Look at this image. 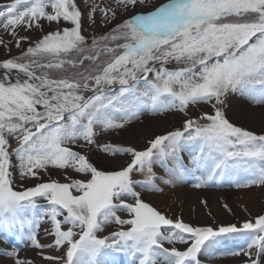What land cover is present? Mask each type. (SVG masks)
I'll return each mask as SVG.
<instances>
[{
    "label": "snow or ice",
    "instance_id": "obj_1",
    "mask_svg": "<svg viewBox=\"0 0 264 264\" xmlns=\"http://www.w3.org/2000/svg\"><path fill=\"white\" fill-rule=\"evenodd\" d=\"M115 5L93 4L89 19L97 10L105 24L125 18L89 39L74 0L0 4V29L18 48L28 40L18 28L43 30L42 20L71 25L0 61V241L11 245L0 248V258L33 264L19 255L23 245L61 250L43 257L58 264H202L204 255L264 264V214L194 226L142 198L162 191L154 165L166 173L164 184L264 186V134L231 123L224 112L237 96L264 106V0ZM203 105L211 107L189 116L191 106ZM171 112L188 117L182 128L142 149L107 143L98 146L104 155L91 151L99 137L130 129L145 114ZM51 170L64 182L52 179ZM17 175L38 182L17 187ZM45 224L53 237L47 246L38 238ZM113 224L117 231L98 235ZM237 239L243 244L227 247Z\"/></svg>",
    "mask_w": 264,
    "mask_h": 264
},
{
    "label": "rangeland",
    "instance_id": "obj_2",
    "mask_svg": "<svg viewBox=\"0 0 264 264\" xmlns=\"http://www.w3.org/2000/svg\"><path fill=\"white\" fill-rule=\"evenodd\" d=\"M10 0H0V4L9 3ZM79 10L82 13V25L84 28L83 34L89 39L93 35H100L107 32L114 24L122 22L125 16H118L117 20L112 21L111 24H105L101 19V13L97 10L92 14V19H89V13L91 12L93 4L98 5L101 8L115 7V0H74ZM155 3L162 2V0H153ZM139 10V9H137ZM50 11V9H49ZM93 20L95 21L93 23ZM43 25V30L39 27L33 26L31 29L25 30L22 27L17 29L18 36L28 37L27 41H22L18 48L15 43V38L0 29V61L10 56H18L23 49H26L30 43L42 38L44 34L51 31L63 30L65 27H71L63 21L59 24L56 22L48 23L47 21H40ZM18 38V37H17ZM170 68L174 65H169ZM253 106L247 99L243 97H233L224 109L226 118L237 126L244 127L248 130L254 131L257 134H264L262 121L257 118L259 114H244L243 106ZM260 106V105H259ZM210 105L203 106H191L189 108V116L193 119L197 118L205 111L210 109ZM183 113L171 112L159 116L152 114H145L141 117V120L133 122L130 129H126L119 133H108L97 139V144L90 146L91 151L98 155H104L99 152L98 146H103L107 143L118 144L121 146H135L138 149H142L148 143V141L157 135H164L167 132L181 129L183 122L187 119ZM12 146H15V141L10 140ZM81 151H88L83 149ZM14 159V158H13ZM119 163H123L125 157H117ZM187 163V158H185ZM153 172L155 173L154 183L162 189L157 192H143L142 198L145 202L149 203L152 207L159 210L167 218L170 219H182L185 223L194 226H212L218 227L227 224H239L245 220L253 219L264 214V186H253L251 188H235L230 186L228 190L231 191V196H224L226 191L218 190L215 197H204L205 189L195 188L192 183H178L175 185L164 184L162 180L168 179L164 170L158 165L153 166ZM48 174H43L42 179L47 181ZM51 178L64 182V177L58 170H51ZM134 179L144 180L145 174L135 173ZM17 187L23 184L25 187L32 186L38 181L34 179L20 180L19 176H16ZM138 191L140 189H137ZM225 191V192H224ZM224 192V193H222ZM121 218H127L123 213H118ZM117 225L113 224L110 227H106L103 232L99 233L100 236L110 235L112 232L118 230ZM47 225L45 224L38 231V238L41 244L49 245L53 242V237L45 232ZM126 230V229H125ZM242 240L230 241L227 247L231 248L236 245H242ZM23 246V245H22ZM183 248V245H176ZM165 247H171V245L165 244ZM0 248L7 249L10 246L3 241H0ZM26 249V252H19L21 257H27L33 262V264H58V261H49L44 259V256L58 257L61 254V250L45 247L43 252L41 250L31 247H20ZM202 264H244L246 257L231 256V255H218L215 258H209L207 255L201 256ZM0 264H12L7 258H0Z\"/></svg>",
    "mask_w": 264,
    "mask_h": 264
},
{
    "label": "bare ground",
    "instance_id": "obj_3",
    "mask_svg": "<svg viewBox=\"0 0 264 264\" xmlns=\"http://www.w3.org/2000/svg\"><path fill=\"white\" fill-rule=\"evenodd\" d=\"M261 113L260 115H257ZM246 115V114H256L257 118H259L262 123L264 124V106H259V105H256V106H249V105H244L243 106V115ZM264 127V125H263ZM262 132H264V129L262 130ZM190 180H194V178H189ZM186 184H190V182H185ZM230 187V185L228 183H220V184H217L215 186H212V187H209V188H202V189H205V194H204V197H215L216 196V193L218 190H228ZM224 191V192H225ZM222 192V193H224ZM227 194H225L224 196H227V197H230L231 196V191H226ZM9 246H11L10 244H8ZM20 247H23L22 245ZM20 252H26V249L22 248L20 250Z\"/></svg>",
    "mask_w": 264,
    "mask_h": 264
}]
</instances>
